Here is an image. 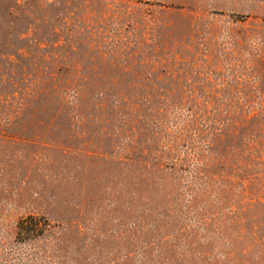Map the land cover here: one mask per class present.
<instances>
[{"label":"rangeland","instance_id":"obj_1","mask_svg":"<svg viewBox=\"0 0 264 264\" xmlns=\"http://www.w3.org/2000/svg\"><path fill=\"white\" fill-rule=\"evenodd\" d=\"M0 264H264V0H0Z\"/></svg>","mask_w":264,"mask_h":264}]
</instances>
